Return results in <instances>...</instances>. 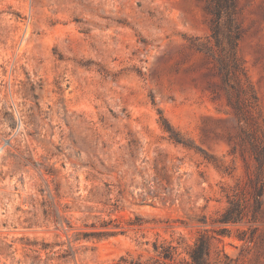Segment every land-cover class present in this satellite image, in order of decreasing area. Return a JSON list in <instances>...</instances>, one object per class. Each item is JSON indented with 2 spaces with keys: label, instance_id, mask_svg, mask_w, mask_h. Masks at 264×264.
I'll list each match as a JSON object with an SVG mask.
<instances>
[{
  "label": "rangeland",
  "instance_id": "1",
  "mask_svg": "<svg viewBox=\"0 0 264 264\" xmlns=\"http://www.w3.org/2000/svg\"><path fill=\"white\" fill-rule=\"evenodd\" d=\"M200 234L264 264V0H0V264Z\"/></svg>",
  "mask_w": 264,
  "mask_h": 264
},
{
  "label": "trees",
  "instance_id": "2",
  "mask_svg": "<svg viewBox=\"0 0 264 264\" xmlns=\"http://www.w3.org/2000/svg\"><path fill=\"white\" fill-rule=\"evenodd\" d=\"M206 8L209 10V6L206 5ZM164 129L170 132V138L173 139L175 142H180L178 138L175 136L173 131L171 130L170 126L165 125ZM259 202V201H258ZM230 207H228L222 213L221 221L228 222V221H235L236 217L233 216L232 212L230 211ZM137 225H141L144 222H133ZM93 225V224H92ZM101 229L99 230H92L83 232L84 236H92V237H102L106 235H110L115 233L116 231L113 227H117L116 223H113L112 226L109 222H104L100 224ZM71 227V225H70ZM209 237L200 234L194 241L193 245L187 251L188 258L185 259V264H206V259L209 257L210 249H209ZM153 249L156 252L157 258L152 261H144L140 258L134 257H121L115 264H177L175 262V255L177 254V246L173 245L172 243H153Z\"/></svg>",
  "mask_w": 264,
  "mask_h": 264
}]
</instances>
